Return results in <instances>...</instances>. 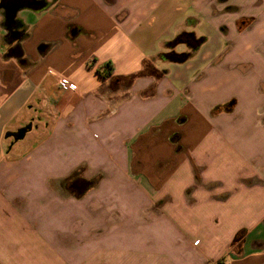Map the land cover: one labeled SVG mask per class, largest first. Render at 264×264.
<instances>
[{"label":"crops","instance_id":"obj_1","mask_svg":"<svg viewBox=\"0 0 264 264\" xmlns=\"http://www.w3.org/2000/svg\"><path fill=\"white\" fill-rule=\"evenodd\" d=\"M218 5L0 0V264H264V63L168 59L155 29Z\"/></svg>","mask_w":264,"mask_h":264},{"label":"rangeland","instance_id":"obj_2","mask_svg":"<svg viewBox=\"0 0 264 264\" xmlns=\"http://www.w3.org/2000/svg\"><path fill=\"white\" fill-rule=\"evenodd\" d=\"M218 3V13L215 14L212 12L206 14L199 13L195 11L194 7H185L184 11L179 14L174 11L172 21L168 23L166 28H161L160 23L156 22L155 29L160 34L161 32L168 31L172 35L168 41L172 40L175 46L173 51L167 50L164 54L169 57L168 59H171L170 56L172 55L173 60L177 59L175 57L184 55L181 59H178V62H180L179 60L183 62L190 60L193 55H197L198 57L209 55L210 59L208 63L213 64L215 61L218 62L220 60L222 62L227 59L232 49L238 45L240 47L244 46L243 44L249 41L252 42V46L254 47L252 52L246 56L250 63L249 71L242 74L238 69L236 73L238 77L244 79L260 75L263 70L257 69L256 64L258 62L264 63V58L254 53V51L258 49L264 51V38L261 40L254 39L253 36L263 32L264 16L259 14L254 21L243 18L245 16L243 11L246 8L242 6L245 4V0H218ZM253 9V7H249L248 12H251ZM163 37L165 36L161 35L158 39L157 46L161 45L162 40L165 39ZM196 41L200 43L195 44ZM202 43L204 44L202 45ZM162 48L160 46L159 50H162ZM160 63L163 64V62ZM208 65L206 64L205 67ZM201 72L203 71L201 70ZM171 75H174V71H172ZM237 90L238 86L235 88L230 86L222 89L221 94H236ZM195 233H199L196 235V238L202 239L199 237L202 231H196Z\"/></svg>","mask_w":264,"mask_h":264},{"label":"built area","instance_id":"obj_3","mask_svg":"<svg viewBox=\"0 0 264 264\" xmlns=\"http://www.w3.org/2000/svg\"><path fill=\"white\" fill-rule=\"evenodd\" d=\"M58 84L59 87L64 91H75L77 89V86L66 78H60ZM198 243L199 241H196L195 245H198Z\"/></svg>","mask_w":264,"mask_h":264},{"label":"water","instance_id":"obj_4","mask_svg":"<svg viewBox=\"0 0 264 264\" xmlns=\"http://www.w3.org/2000/svg\"><path fill=\"white\" fill-rule=\"evenodd\" d=\"M32 128V125H27L23 128H20L17 130L15 133L9 134L8 137L12 136L15 141H20L23 140L24 137L26 136L27 132L30 131Z\"/></svg>","mask_w":264,"mask_h":264},{"label":"trees","instance_id":"obj_5","mask_svg":"<svg viewBox=\"0 0 264 264\" xmlns=\"http://www.w3.org/2000/svg\"><path fill=\"white\" fill-rule=\"evenodd\" d=\"M179 39H180V38H179ZM199 43H200V42H198V44H199ZM183 56H184V55L178 56V58L181 59ZM105 68H106V70L108 71V76H110L111 73H112L111 64H110V63H107V64L105 65ZM147 70H149V67H148ZM147 70L144 71V73L147 72Z\"/></svg>","mask_w":264,"mask_h":264},{"label":"flooded vegetation","instance_id":"obj_6","mask_svg":"<svg viewBox=\"0 0 264 264\" xmlns=\"http://www.w3.org/2000/svg\"><path fill=\"white\" fill-rule=\"evenodd\" d=\"M195 44H198V42L196 41Z\"/></svg>","mask_w":264,"mask_h":264}]
</instances>
